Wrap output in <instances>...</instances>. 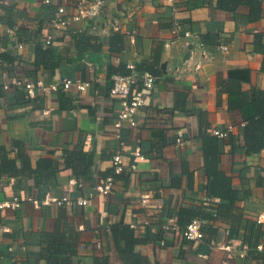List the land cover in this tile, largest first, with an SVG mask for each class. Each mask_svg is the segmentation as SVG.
Returning <instances> with one entry per match:
<instances>
[{
    "label": "crops",
    "instance_id": "1",
    "mask_svg": "<svg viewBox=\"0 0 264 264\" xmlns=\"http://www.w3.org/2000/svg\"><path fill=\"white\" fill-rule=\"evenodd\" d=\"M45 1L0 0V204L16 198L21 204L0 209V226L6 228L0 231V264H125L131 261L121 258L112 227L144 223L151 215L149 235L161 237L134 249L146 264H264V150L246 154L238 138L246 122L241 111L229 110L228 95L220 87L230 70L250 69L252 84H243L244 90H264L262 56L253 46L254 35L264 34V3L262 18L249 22L248 7L234 15L218 9L216 0H179L175 14L167 0H107L99 19L73 24L71 39H66L51 19L61 6L74 13L77 0ZM175 20L206 43L208 58L194 40L173 37ZM81 32L89 33V44L101 45L97 55L91 57L92 49L81 58L72 52L74 62L54 68L36 61L48 36L61 51ZM168 41L174 42L170 48L165 47ZM155 57L161 71L154 89L145 92L147 104L136 114L137 126L124 124L121 130L127 169L116 175L114 124L121 103L111 96V76L129 63L142 75L141 68ZM199 62L201 70L194 71ZM77 79L92 86L85 92L76 86L58 92L36 89L33 98L16 86L18 80L51 84ZM140 87L139 79L132 89ZM229 126L237 148L225 147L221 168L239 191L235 207L207 196L201 146L205 134ZM136 150L145 160L132 155ZM134 163L138 170L131 172L128 166ZM185 165L193 173L192 185ZM110 176L114 194L96 193ZM174 179L180 180L179 188L172 187ZM145 195L146 205L141 201ZM66 196L74 202L88 198L89 204L46 202ZM182 207L211 215L205 218L203 241H188L182 232L162 228L171 217L177 222ZM135 235L144 239L147 230Z\"/></svg>",
    "mask_w": 264,
    "mask_h": 264
},
{
    "label": "trees",
    "instance_id": "2",
    "mask_svg": "<svg viewBox=\"0 0 264 264\" xmlns=\"http://www.w3.org/2000/svg\"><path fill=\"white\" fill-rule=\"evenodd\" d=\"M264 0H216V7L220 10L237 14L240 7H248L250 10L249 22H257L263 16ZM83 32V31H82ZM79 33L72 37L71 45L59 50L53 46H45L46 48L37 49L36 61L44 66L54 68L62 62H74L72 52L77 53V57H85L92 49V56L97 55L101 50V45H91L88 38L89 33ZM206 44V43H205ZM254 52L262 56V70L264 72V34L256 33L254 35ZM40 58L42 61H40ZM161 62L159 57H155L152 64L146 68H141L144 72L152 74H160ZM121 75L131 74V70L125 67V71H121ZM114 74V75H115ZM113 76V75H112ZM111 76V77H112ZM243 84H252V72L250 69H233L229 71L227 81L221 84V91L228 95L229 110H239L246 122L240 128V139L244 140V150L247 155L257 154L264 150V90L253 86L250 91H245ZM26 95V94H25ZM211 129V128H210ZM236 138L231 134L226 139H219L216 136L207 133L201 141L202 154L204 159V174L207 179L206 194L211 199H217L222 202L223 207H235L240 201L239 191L233 187L232 178L228 176L221 168V157L224 149L230 145L232 151L237 148ZM91 162L87 164V171ZM183 171L192 185L193 173L185 165ZM172 187L179 188L181 182L179 179L172 180ZM211 217L210 214L204 212L202 208L182 207L177 216V223L182 234L187 226L195 219L203 221V229L205 218ZM165 223L162 224V226ZM150 229L147 228V235L144 239H139L135 235V231L128 225L117 224L112 227L115 244L121 258L130 259L131 262L124 261L125 264H146L147 260L140 254L135 253L134 249L139 244L156 241L161 236L154 239L149 235ZM204 232V230H203ZM241 236V235H240ZM245 242L246 238L242 236ZM250 243V242H249ZM251 244V243H250Z\"/></svg>",
    "mask_w": 264,
    "mask_h": 264
},
{
    "label": "built area",
    "instance_id": "3",
    "mask_svg": "<svg viewBox=\"0 0 264 264\" xmlns=\"http://www.w3.org/2000/svg\"><path fill=\"white\" fill-rule=\"evenodd\" d=\"M178 1L179 0H167V2L172 5L174 14L179 10V8L176 6ZM45 2L50 3L49 0H46ZM106 2L107 0H77L74 4L75 12L72 14L68 13L67 9L64 6H61L54 12V16L51 19V25L56 31L64 35L66 39H71V31H69L70 27L75 23L95 21L99 19L105 8ZM171 33L177 40H194L201 48L204 58H208V56H210L207 51L206 45L202 42L200 37L198 35H195L191 31L184 30L182 24L178 20L174 21V26ZM127 34L132 37V33L128 32ZM53 41L54 40L52 35L48 36L45 45L51 46L53 44ZM172 44H174V42L168 41L165 43V47L170 48ZM22 47L23 46L20 45V48ZM220 49L223 52H227L229 50L228 46H220ZM127 67L128 69L133 71V73L129 75L115 74L111 77V96L115 99H119L121 103V111L119 112L114 124L115 135L119 141V148L113 156L114 173L116 175H121L127 169V166L124 163V155L127 151V145L122 139L121 130L124 124H128L131 127L137 126L136 114L147 104L145 92L152 91L154 89L155 82L158 79L157 76L150 72H144L142 75H138L134 72L135 65L133 63H129ZM192 68L194 69V71H200L202 68V62L197 63L196 66ZM139 79L141 81V87L133 91L132 87L135 81H139ZM16 86L23 88L28 98H33L35 97L36 89H42L43 92H58L61 88L65 91H68L72 86H76L78 90L85 92L92 86V84L80 79L74 81L65 80L61 83L51 84H46L42 81L29 82L27 80H18L16 82ZM9 88L10 84L6 83L4 85V89L8 90ZM233 131V126H229L227 129L214 128L212 130V135L218 137L219 139H226L233 133ZM177 145L179 147H183L185 145V142L182 139H178ZM132 155L139 158V160H145V156L142 155L138 150L132 152ZM128 169H130L131 172H135L138 170V165L136 163L131 164L130 166H128ZM115 189V178L113 176H110L106 179L103 185H100L96 188L95 192L99 195L107 196L114 194ZM148 198L149 197L146 195L142 196V204L146 205L149 202ZM30 200L33 201L32 199ZM46 202H55L59 206H72L76 203L77 205L86 207L89 204L88 198L81 197L77 199L76 202H74L68 196L61 199L48 198ZM20 206L21 204L19 202V199L16 198L12 203L0 204V209L10 207L19 208ZM151 217L148 218L144 223L130 221L128 226L134 231L143 234L147 230V228L151 226ZM162 228L165 231L169 232L180 231V227L173 217L169 218L162 226ZM4 230H6V228L0 226V231ZM183 236L188 241H203L205 239V233L203 232V221L200 219L193 220L187 226L186 230L183 233ZM160 244L164 245V242H161Z\"/></svg>",
    "mask_w": 264,
    "mask_h": 264
},
{
    "label": "water",
    "instance_id": "4",
    "mask_svg": "<svg viewBox=\"0 0 264 264\" xmlns=\"http://www.w3.org/2000/svg\"><path fill=\"white\" fill-rule=\"evenodd\" d=\"M189 48L192 49L193 47L190 46ZM190 54H191L190 52L186 54V56H185V60H189V58H190ZM164 67H165V66H164Z\"/></svg>",
    "mask_w": 264,
    "mask_h": 264
}]
</instances>
